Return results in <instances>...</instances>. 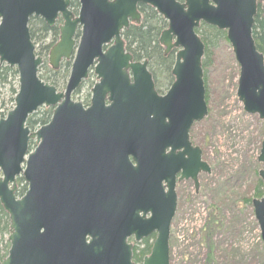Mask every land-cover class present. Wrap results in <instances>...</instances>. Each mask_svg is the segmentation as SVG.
Returning a JSON list of instances; mask_svg holds the SVG:
<instances>
[{"label": "water", "instance_id": "obj_1", "mask_svg": "<svg viewBox=\"0 0 264 264\" xmlns=\"http://www.w3.org/2000/svg\"><path fill=\"white\" fill-rule=\"evenodd\" d=\"M0 0V63L15 67L14 108L0 119V205L8 217L7 255L0 264H134L132 244L155 233L142 264H169V229L176 210L175 176L209 173L201 150L189 141L193 123L207 114L201 59L204 45L194 28L203 21L225 30L239 67L236 96L264 121V57L254 44L255 0ZM139 4L167 22L158 43L176 49L173 81L164 95L154 88L147 62L132 61L122 32L139 25ZM47 27L61 18L47 62L77 51L64 91L38 78L27 22ZM109 44L104 51L102 47ZM93 69L98 80L83 108L70 94ZM105 100L110 102L105 105ZM54 107L49 122L25 126L38 107ZM29 140L36 146L27 153ZM26 155V160H25ZM257 161L264 163V139ZM24 163V167L21 165ZM27 184L15 197V177ZM264 187V169L258 171ZM264 244V193L252 200ZM148 215V217H147Z\"/></svg>", "mask_w": 264, "mask_h": 264}, {"label": "rangeland", "instance_id": "obj_2", "mask_svg": "<svg viewBox=\"0 0 264 264\" xmlns=\"http://www.w3.org/2000/svg\"><path fill=\"white\" fill-rule=\"evenodd\" d=\"M256 1L263 7V19L264 0ZM76 2L73 0L74 5H70L75 15L79 8ZM202 24L205 23L199 21L194 31ZM78 35L77 29L75 44L78 43ZM122 38L124 40L123 35ZM57 40L58 35L54 37L51 32L41 41H34L35 53L40 52L38 56L46 64L40 67L39 75H44L49 69L48 51ZM41 46H46V49L39 51ZM209 59L203 73L207 114L192 125L189 135L192 143L200 148L201 159L208 164L210 172L198 174L197 190L191 180L176 184V210L170 223L168 242L169 264H264V245L250 202L252 198L262 196L254 197L259 188L258 171L264 169V163L257 161L264 139V122L256 114L246 113L236 97L239 67L228 42H213ZM67 78L68 74L62 79L63 85L57 88L49 81L45 82L57 92H62ZM95 81L90 72L88 78L70 94L71 99L88 104ZM169 85L161 88L160 94H164ZM12 108L8 96L0 93V118H4ZM29 143V148L33 149L34 141ZM260 190L264 191V188L260 187ZM150 237L146 238L147 244L143 243L144 239L135 242L132 237L128 242L139 254L145 246L152 245ZM7 239L8 235L3 242L0 241V250L3 248L0 255L6 250ZM147 252L144 251L138 257L139 262L134 263L141 264Z\"/></svg>", "mask_w": 264, "mask_h": 264}, {"label": "trees", "instance_id": "obj_3", "mask_svg": "<svg viewBox=\"0 0 264 264\" xmlns=\"http://www.w3.org/2000/svg\"><path fill=\"white\" fill-rule=\"evenodd\" d=\"M74 2H76V0H74ZM70 5H74L73 0H71ZM138 11L142 14L141 23L138 26L130 25L122 33L124 40L126 41L125 49L132 55L135 61L147 60V68L152 74L157 92L160 93L161 88L166 87L172 82L170 70L174 62L173 52H171L168 56H163L162 48L158 44L159 33L166 27V22L149 6L140 4L138 6ZM262 14L263 7L260 3H258L257 14L254 17L252 26V38L255 42L256 49L264 55V18H261ZM28 29L33 43L34 41H41L46 37L47 34L51 32L53 33L54 37L58 35L57 25L47 27L40 18L31 17L28 20ZM196 33L198 36H200V39L204 43V53L201 64L203 73L205 74L206 66H208L210 62L209 57L211 44L216 41H226V35L225 31L218 30L213 26H208L205 24L200 25V27L196 30ZM44 49H46V46H41L39 51ZM39 53H36V55H39ZM45 65L46 64L44 62L41 67H44ZM69 67L70 61H63L57 71L46 69L47 72L44 75H39V77L45 81H49L50 84L57 88L58 86L63 85L62 79L67 76ZM16 86L17 71L15 68L0 64V93L4 96H8L9 102L12 104L13 96L17 90ZM51 113V108H40L27 118L26 125L30 129L44 125L49 121ZM17 183L18 188L16 194L20 196L25 191L26 184L23 182L22 178H18ZM258 187L259 188L256 190L254 197L261 196L262 190H260V187L262 186L260 180L258 182ZM7 235L8 217L0 205V241L3 242L4 237ZM153 237L154 235H152L150 238L152 239ZM147 241L148 239H144L143 243L147 244ZM8 246L9 244L5 243L6 250L2 255H0V261L6 256ZM150 247V245L145 246V249L140 250L139 254L133 250L134 262H139L138 257L144 251L149 252ZM0 251H3V248Z\"/></svg>", "mask_w": 264, "mask_h": 264}, {"label": "flooded vegetation", "instance_id": "obj_4", "mask_svg": "<svg viewBox=\"0 0 264 264\" xmlns=\"http://www.w3.org/2000/svg\"><path fill=\"white\" fill-rule=\"evenodd\" d=\"M191 140V139H190Z\"/></svg>", "mask_w": 264, "mask_h": 264}]
</instances>
